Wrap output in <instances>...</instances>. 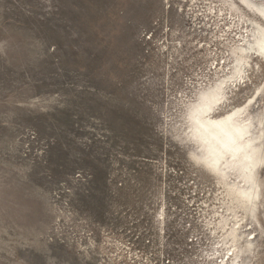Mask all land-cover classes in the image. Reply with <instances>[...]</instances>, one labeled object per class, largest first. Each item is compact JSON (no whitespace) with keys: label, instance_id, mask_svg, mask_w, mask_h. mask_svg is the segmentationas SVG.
Wrapping results in <instances>:
<instances>
[{"label":"rangeland","instance_id":"rangeland-1","mask_svg":"<svg viewBox=\"0 0 264 264\" xmlns=\"http://www.w3.org/2000/svg\"><path fill=\"white\" fill-rule=\"evenodd\" d=\"M255 24L241 0H0V264H264V206L260 228L186 139ZM249 55L216 117L257 126Z\"/></svg>","mask_w":264,"mask_h":264},{"label":"bare ground","instance_id":"bare-ground-1","mask_svg":"<svg viewBox=\"0 0 264 264\" xmlns=\"http://www.w3.org/2000/svg\"><path fill=\"white\" fill-rule=\"evenodd\" d=\"M241 1L264 19L263 4ZM254 29V42L251 43L248 37L244 38V43L234 52L235 66L231 76L202 91L199 101L189 109L186 139L195 145L196 162L225 185L234 201L248 208L261 228L259 216L264 206V111L257 126L248 107L216 117L229 84L242 78L249 54L256 53L264 57V28L255 24ZM231 235L235 239L238 230L233 229ZM231 255L235 257L231 264H239V257Z\"/></svg>","mask_w":264,"mask_h":264}]
</instances>
